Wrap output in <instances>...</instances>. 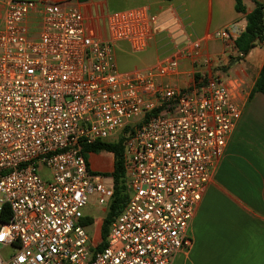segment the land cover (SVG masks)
Wrapping results in <instances>:
<instances>
[{
	"label": "built area",
	"instance_id": "2783aa9c",
	"mask_svg": "<svg viewBox=\"0 0 264 264\" xmlns=\"http://www.w3.org/2000/svg\"><path fill=\"white\" fill-rule=\"evenodd\" d=\"M102 23L89 27L71 0H0V264H172L192 246L190 223L241 117L220 67L244 57L246 24L121 72L116 45L146 51L159 20L137 6ZM210 40L223 54L204 52ZM182 60L191 68L178 82ZM120 135L128 199L95 251L83 210L106 211L114 183L89 170L83 147Z\"/></svg>",
	"mask_w": 264,
	"mask_h": 264
},
{
	"label": "crops",
	"instance_id": "0c3cea01",
	"mask_svg": "<svg viewBox=\"0 0 264 264\" xmlns=\"http://www.w3.org/2000/svg\"><path fill=\"white\" fill-rule=\"evenodd\" d=\"M206 1L210 12L204 20L194 17V1L190 5L187 0L169 5L152 41L153 44L163 40L168 49L146 67L170 57L174 44L185 39L204 37L232 23L246 24V15L253 9L250 0H242L244 13L236 12L234 0H217L219 9L213 23V0ZM255 1L264 6V0ZM77 4L88 26L103 31L102 18L108 12L107 0L91 3L88 12L84 8L85 2L78 1ZM150 48L155 51V44ZM203 50L210 55L224 52L222 44L215 40L206 42ZM263 64L264 42L242 59L222 62L220 69L241 107V117L190 223L188 233L192 246L188 251L178 253L172 264H264V95L249 96ZM190 68L187 60L180 61L181 74L175 81L185 80L184 73ZM170 80L174 81L173 78ZM87 155H92V159ZM86 158L91 172L111 177L113 159L110 155L86 154ZM103 212L106 213L104 209ZM84 218L90 217L84 215ZM90 219L95 222L94 218ZM102 220H97L100 227Z\"/></svg>",
	"mask_w": 264,
	"mask_h": 264
},
{
	"label": "trees",
	"instance_id": "16d2710c",
	"mask_svg": "<svg viewBox=\"0 0 264 264\" xmlns=\"http://www.w3.org/2000/svg\"><path fill=\"white\" fill-rule=\"evenodd\" d=\"M250 1L253 3V9L249 14L246 15V25L244 32L235 41L236 49L242 53L244 57L247 56L253 48L258 45H262L264 42V6L255 0ZM84 2H87V0ZM234 2V8L236 12L244 13L245 8L243 6L242 0H234ZM258 93L264 95V64L249 96L252 97L254 94ZM123 132L126 133L127 129H125ZM124 140V137L120 135L115 141H96L91 145L83 147L85 156L86 154L103 153L110 155L113 159L112 171L110 175L114 183V197L102 220L100 241L96 244L95 251H101L105 248L109 226L114 218L121 212L128 199L127 192L125 191L126 188L123 170ZM0 220L5 221L6 219L1 217ZM80 223L83 227H87L92 225L94 220L90 218H84Z\"/></svg>",
	"mask_w": 264,
	"mask_h": 264
},
{
	"label": "rangeland",
	"instance_id": "374dc122",
	"mask_svg": "<svg viewBox=\"0 0 264 264\" xmlns=\"http://www.w3.org/2000/svg\"><path fill=\"white\" fill-rule=\"evenodd\" d=\"M85 0H79V3H84ZM101 0H87L85 2V11H90L91 10V3L93 2H100ZM183 1L186 0H107V8L108 12H116L119 10H125L129 9L132 7H137L139 5H145L148 7L151 13L155 14L158 16L159 22H162V17L164 12L167 10L169 5H177ZM191 1H194V8L192 9V13L194 14V17H197L198 20L206 19L209 15V6L207 5L206 0H187V3L190 5ZM71 2H76L78 3V0H71ZM66 5H71L70 3H66ZM219 9V4L217 0H213V5H212V19L213 23H215V18L217 16V12ZM166 27V26H164ZM214 29V27H213ZM154 41V40H153ZM152 44V43H151ZM155 44L156 49L153 51L150 47ZM149 48L141 53H133L129 46L126 43H118L115 47V60L118 66V69L121 72H127L131 71L134 69H140L144 68L147 66V64L153 62L156 58H158L162 53L165 52L166 49H168V46H165L162 41H156L153 42ZM162 48H160V46ZM164 51V52H163ZM110 141H115L110 140ZM89 159H92V155H87ZM43 175H46V172L43 170L41 171ZM106 176L109 174H105ZM126 192L127 189H125ZM107 211V210H106ZM83 214L87 217L94 218L95 222L86 227V231L90 238L97 243L99 241V235L101 231L100 224L98 223V219L104 218L105 212H103V209L100 207H94V206H88L83 210Z\"/></svg>",
	"mask_w": 264,
	"mask_h": 264
}]
</instances>
